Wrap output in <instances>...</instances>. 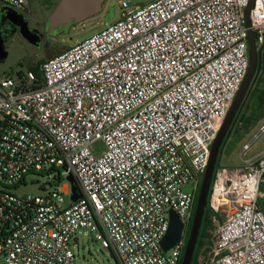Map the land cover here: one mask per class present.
<instances>
[{"label":"built area","instance_id":"2783aa9c","mask_svg":"<svg viewBox=\"0 0 264 264\" xmlns=\"http://www.w3.org/2000/svg\"><path fill=\"white\" fill-rule=\"evenodd\" d=\"M250 2L120 0L118 21L46 59L40 75L0 74V264H76L80 228L120 264H180L198 197L186 186L201 185L248 72L250 31L264 48V0L247 26ZM262 132L242 165L215 168L208 264H264V151L244 158ZM30 173L45 195L14 193ZM171 210L184 230L165 251Z\"/></svg>","mask_w":264,"mask_h":264},{"label":"rangeland","instance_id":"374dc122","mask_svg":"<svg viewBox=\"0 0 264 264\" xmlns=\"http://www.w3.org/2000/svg\"><path fill=\"white\" fill-rule=\"evenodd\" d=\"M119 1L120 0H106L103 4V10L99 14L79 24L72 25L68 32L61 36L58 43L51 42L50 45H47L46 42H43L40 46H35L18 33L7 37L4 40L7 56L4 59H0V74L10 73L17 77L18 74L25 73L35 68L38 62L50 58L53 53L64 51L68 47L83 42L101 29L115 23L121 17ZM151 1L152 0H126L131 6L145 5ZM29 2L31 6L35 8L40 4V0H29ZM54 5L55 4H52L51 6ZM5 8V3L0 2V17L3 16ZM262 85H264V83H261L259 86L256 84L254 88L258 89L249 93L247 99L244 100L245 103L241 107V112H239L240 115L238 113L237 118L233 121L220 147L217 161L218 165L240 166L243 164V159L240 157L243 145L250 142L255 135L260 132V127L264 125V100H259L261 96H263V92L259 90ZM244 115L245 117L243 118ZM249 117H251V120ZM263 151L264 132L260 133L259 137L253 141L251 149L244 155V158L246 159L250 156L262 153ZM26 181L28 183L22 184L14 189V193L19 196H26L29 194L45 195L47 193V191L43 190L46 180L40 175L30 173L26 176ZM67 183L68 180L65 179L62 182V186ZM200 187L201 185L196 186L194 182H191L186 186V190L195 191L198 195ZM262 189H264V183L262 184ZM65 199V205H69L71 202L70 197H66ZM260 203L264 204V197L260 199ZM207 208L208 204L206 206V209ZM214 229L215 227L211 222L206 224V230L210 231V236L199 250L196 264H208L209 259H211V248L213 245L211 230ZM75 237L80 243V247L78 248L76 245L77 242L74 239L73 248L77 255L76 264H120L113 252L104 249L101 242L96 240L89 229L80 228Z\"/></svg>","mask_w":264,"mask_h":264},{"label":"water","instance_id":"95a60500","mask_svg":"<svg viewBox=\"0 0 264 264\" xmlns=\"http://www.w3.org/2000/svg\"><path fill=\"white\" fill-rule=\"evenodd\" d=\"M105 1L106 0H59L48 16L47 25L51 29L59 28V31L69 29L72 25L79 24L84 20L99 14L103 10V4L105 3ZM253 3L254 0H251L250 5L247 8V26H250L249 15L250 10L253 7ZM21 34L31 43L35 45L39 44L37 35L34 34V32L29 28L27 21H24V23L22 24ZM255 39L256 33L254 31H250L249 69L213 143L209 164L201 183L195 213L181 264H192L196 245L202 227L204 213L208 204V196L211 188L213 174L219 157L220 147L235 119L239 108L241 107L247 90L251 84L252 78L258 68L259 52L257 51ZM6 56L7 51L4 47V39L0 33V59H4ZM69 179L72 182V190L74 192L73 199L76 200L79 197V195L77 194V187L74 183V178L72 175L69 176ZM183 230L184 224L181 218L174 210H171L169 230L161 242L162 247L165 251L170 250L176 245V243L182 238Z\"/></svg>","mask_w":264,"mask_h":264},{"label":"flooded vegetation","instance_id":"af4514ba","mask_svg":"<svg viewBox=\"0 0 264 264\" xmlns=\"http://www.w3.org/2000/svg\"><path fill=\"white\" fill-rule=\"evenodd\" d=\"M48 1V0H45ZM51 5L57 4L59 0H49ZM44 0H40L38 7H32L29 2V7L25 11H21L11 5L5 4L6 8L3 11V16L0 17V33L5 40L7 37L15 34H21V27L24 21H27L29 28L37 35L39 39V44L35 46H40L43 42L50 45L51 42H59L62 35L66 34L69 29L59 31V28L51 29L47 25L45 7L43 5ZM36 37V36H35ZM62 51H57L53 53L54 55ZM52 54L51 57L54 55ZM50 57V58H51ZM39 63V62H38Z\"/></svg>","mask_w":264,"mask_h":264},{"label":"trees","instance_id":"16d2710c","mask_svg":"<svg viewBox=\"0 0 264 264\" xmlns=\"http://www.w3.org/2000/svg\"><path fill=\"white\" fill-rule=\"evenodd\" d=\"M45 60L43 61H40L37 66L35 68H33L32 70H34L35 72H37L39 75H40V72H39V68H40V64L42 62H44ZM264 48L262 50V52L259 53V64H258V68L252 78V81H251V84L247 90V93L245 95V99H247L248 97V94L249 93H252V91L254 90H257L258 88H254V86L257 84L258 86L261 84V83H264ZM263 86V87H262ZM261 86V89L260 92H263V96H261V98L259 99L260 101H263L264 99V85ZM243 100L242 104H241V107L244 105L245 101ZM255 105V104H254ZM241 107L239 108L236 116H235V119L237 118L238 116V113L241 112ZM240 115V113H239ZM243 115V114H242ZM245 117V115L243 116V118ZM252 117V116H251ZM251 117H249V119L251 120ZM234 119V120H235ZM248 119V120H249ZM255 120V119H254ZM218 163L216 165V167H218ZM264 183V182H263ZM262 189V187H261ZM264 190V189H262ZM198 198V197H197ZM209 198V196H208ZM195 208H196V204H195ZM194 213H195V209H194V212H193V216H192V219H191V224H192V220H193V217H194ZM211 222V211H210V208L208 206V208L206 209L205 213H204V217H203V222H202V227H201V231H200V234H199V238H198V242H197V245H196V249H195V253H194V257H193V260H192V264H196V258H197V255L199 253V250L202 248V246L204 245V242L206 241V239L210 236V231H207L206 230V224ZM188 237H189V233H188V236H187V240L186 242L188 241ZM187 244V243H186ZM185 248H186V245H185ZM185 251V249H184ZM184 254V252H183ZM182 259H183V256L181 258V262L180 264L182 263Z\"/></svg>","mask_w":264,"mask_h":264},{"label":"crops","instance_id":"0c3cea01","mask_svg":"<svg viewBox=\"0 0 264 264\" xmlns=\"http://www.w3.org/2000/svg\"><path fill=\"white\" fill-rule=\"evenodd\" d=\"M43 5H44V9H45V12H46V20L48 19V16L50 15V13L52 12V10L54 9V7L56 6V4L54 5V6H51V3H50V1L48 0V1H44V3H43ZM246 144V143H245ZM260 153H258V154H256V155H253V156H250V157H248V158H252V157H255V156H258ZM248 158H246V159H248ZM242 165V164H241ZM239 166V165H238ZM262 192H263V190H262ZM264 194V193H263ZM262 197H264V195L262 196ZM261 197V198H262ZM260 198V199H261ZM259 205H260V207L264 210V204H261L260 203V201H259Z\"/></svg>","mask_w":264,"mask_h":264}]
</instances>
